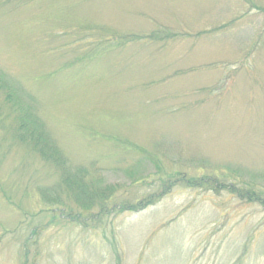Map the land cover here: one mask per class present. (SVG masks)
I'll return each instance as SVG.
<instances>
[{"label": "rangeland", "instance_id": "374dc122", "mask_svg": "<svg viewBox=\"0 0 264 264\" xmlns=\"http://www.w3.org/2000/svg\"><path fill=\"white\" fill-rule=\"evenodd\" d=\"M263 204L264 0H0V264H264Z\"/></svg>", "mask_w": 264, "mask_h": 264}, {"label": "trees", "instance_id": "16d2710c", "mask_svg": "<svg viewBox=\"0 0 264 264\" xmlns=\"http://www.w3.org/2000/svg\"><path fill=\"white\" fill-rule=\"evenodd\" d=\"M153 37H155V35H153ZM144 38H146V37H144ZM42 153H43V151H42ZM170 180H172V179H170ZM190 183H193V182H190ZM170 185H171V189L169 188L170 191L167 188H162L159 191V193L157 195H160V196H155L153 198H148L147 200H144L142 202L141 201L134 202L133 206L136 208V212L143 211L147 207H149L151 205H154V203H156L157 201H159L161 196L168 195L171 192L174 184H170ZM66 187L68 189H70L72 193L74 192V189H73L72 186H66ZM263 206H264V204H263Z\"/></svg>", "mask_w": 264, "mask_h": 264}]
</instances>
